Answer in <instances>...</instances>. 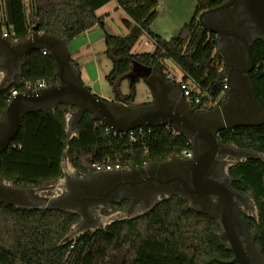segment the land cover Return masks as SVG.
Listing matches in <instances>:
<instances>
[{
	"label": "trees",
	"instance_id": "1",
	"mask_svg": "<svg viewBox=\"0 0 264 264\" xmlns=\"http://www.w3.org/2000/svg\"><path fill=\"white\" fill-rule=\"evenodd\" d=\"M114 1L129 21H124V36L105 35L104 42L112 69L110 84L130 71L131 63L160 67L170 60L201 89L220 74L212 67L216 59L215 40L204 31L197 15L224 0H195L194 16L174 39L163 40L150 31L156 18L157 0H0V28L11 29L12 39L23 40L38 25L39 31L71 41L96 25L103 17L95 12ZM152 40V53L131 54L138 39ZM258 68L250 74L256 99L264 109V40L251 45V56ZM43 52V51H42ZM27 54L20 75L21 83L9 91L25 90V85L55 84L53 59L46 53ZM112 53V54H111ZM137 82V80L135 81ZM9 91L0 94V114L6 107ZM133 101V95L125 99ZM63 105L53 112L30 111L23 115L9 146L0 152V176L23 189L41 188L61 176L66 152L82 172L106 162L140 167L161 163L189 149L187 138L171 125L146 126L135 139L107 136L103 126L84 112L77 123V136L67 142ZM199 109L202 103L197 106ZM223 141L239 148L264 153V125L252 130L219 133ZM234 185L253 196L259 216L257 244L264 256V163L248 159L231 169ZM69 221L58 210H21L0 203V264H230L231 252L217 240V226L207 215L187 209L176 196L158 202L146 214L111 223L104 230L85 232L73 241L63 242Z\"/></svg>",
	"mask_w": 264,
	"mask_h": 264
},
{
	"label": "flooded vegetation",
	"instance_id": "2",
	"mask_svg": "<svg viewBox=\"0 0 264 264\" xmlns=\"http://www.w3.org/2000/svg\"><path fill=\"white\" fill-rule=\"evenodd\" d=\"M224 4L227 5L219 8ZM202 13L203 27H200L215 40L219 74L225 89L206 110L189 107L202 114L195 119L201 128H208L210 133L219 129L212 133L214 142L191 134L186 137L190 157L170 158L159 166L146 163L132 167L128 173L124 170L86 173L77 169L68 158L71 170L62 164L61 176L52 181L58 182L56 191H51L48 198H36L40 188L32 189L34 193L31 192L30 198L33 202L48 201L53 210L64 213L72 226L68 227L70 234L79 236L104 230L120 214H146L161 200L176 196L187 209L207 215L215 222L218 242L231 252L230 264H239L231 250V235L248 264H264V256L257 244L259 216L255 200L250 192L237 189L231 176V169L248 159L264 163V153L239 148L219 136L222 131L235 134L264 125V109L256 99L255 87L250 80V74L253 76L258 68L253 50L251 56V45L264 38L254 21L247 17L242 0H224L200 12L197 21ZM170 98L180 103L181 93L177 87L170 93ZM152 101L151 92V101L142 106L150 105ZM66 107L71 112L73 109L70 121L73 127L78 107ZM248 121H252V127L239 125ZM201 157L204 158L202 168L194 167ZM219 188L221 196L204 194L212 190H216L215 193Z\"/></svg>",
	"mask_w": 264,
	"mask_h": 264
},
{
	"label": "water",
	"instance_id": "3",
	"mask_svg": "<svg viewBox=\"0 0 264 264\" xmlns=\"http://www.w3.org/2000/svg\"><path fill=\"white\" fill-rule=\"evenodd\" d=\"M242 3L247 17L251 22L252 20L254 21L264 38V0H242ZM226 5L224 4L219 8ZM203 14L198 16V23L201 27H203L201 23V16ZM66 41L65 38H58L44 32H39L38 25L32 28L30 35H27L23 40L17 41V43L0 37V55L8 58V62L23 61L28 53L45 49L54 61L55 75L57 77L55 84L40 90H28L17 93L10 99L0 114V152L6 149L13 140L25 113L57 103L70 106L77 105V118L74 126L77 125L83 113L88 112L92 119L100 121L111 132L126 133L140 127L171 125L174 131L184 137L194 134L202 140L214 142L212 133H216L219 129H214L210 133L208 128H201L195 119L202 114H198L190 108L182 96L180 103L171 100L170 93L173 89H176V86L174 83L164 80L160 67L151 68L137 62H132L131 72L126 75L131 84L138 78L145 79L153 96V101L150 105L127 107L121 103H109L99 99L83 86L79 75L68 61L65 49ZM153 73L156 74L153 75ZM250 89L252 94L251 86ZM258 109H261L259 105ZM239 125L252 127V121L243 122ZM201 158L199 164L197 163L194 167L202 168L204 158ZM154 165L159 166L162 164L155 163ZM131 169L124 170V172L128 173ZM214 187L216 188V186ZM214 191L216 190L204 192V194L222 195L220 188L217 191L218 193H214ZM31 192H33L32 189L15 187L12 182H7L0 176L1 204L13 206L21 210L53 209L49 206L48 201L33 202L30 198ZM135 217L137 216L120 214L115 216L114 220L120 221ZM65 242H68V240ZM230 242L236 261L239 264H248L232 235Z\"/></svg>",
	"mask_w": 264,
	"mask_h": 264
},
{
	"label": "rangeland",
	"instance_id": "4",
	"mask_svg": "<svg viewBox=\"0 0 264 264\" xmlns=\"http://www.w3.org/2000/svg\"><path fill=\"white\" fill-rule=\"evenodd\" d=\"M175 4L178 7L176 6L172 10L168 11L167 7L165 6L166 0H157L156 12L157 16L160 19V28H162L163 32H165L168 39H174L179 34L178 31L180 29H178V23L174 22L173 25L174 19H177L179 15L180 17H182L181 20H187L190 14V3L188 4V2L182 0L180 3L175 2ZM115 7L116 4L114 1H112L105 4L104 7L96 10L95 14L98 17H103L102 27L96 25L88 32L72 39L67 46V52L69 54L70 60L76 64L75 66L79 74L82 76L81 80L83 85L86 88H88L87 85H91V91L89 88L88 89L92 94H94L98 98L100 96L101 98H104L106 100L109 99L111 101H115L118 94L116 93V91L118 90L122 97L133 95V107L142 106L143 104L149 103L151 101V93L147 85L142 80H138L137 82L132 84L130 81L128 82L126 80H122L119 84V87L117 88L114 83L110 84L107 80V76L112 69V61L107 55L108 51L104 42L105 35L107 34L110 36H122L121 32L123 31V28H125L123 22L129 21L122 11L118 10V12H116ZM191 16L193 17V15ZM144 42H147L148 44L144 45ZM133 50L135 53H152L153 45L151 44L150 39L143 35L138 39ZM162 65L165 67V70L173 76V83L178 82L182 78V72L170 60L162 61ZM212 67H214L217 71H220V61L217 58L214 60ZM68 141L70 140L67 139V142ZM68 158L69 157L65 152L62 162L63 165L71 170L70 160H68ZM57 183L58 182H51L43 185L38 190L36 198L50 197V192L56 191ZM69 227L72 226L70 225ZM76 237L77 235L70 234L69 228L67 230L65 238L63 239V242L67 240L68 242L73 241Z\"/></svg>",
	"mask_w": 264,
	"mask_h": 264
},
{
	"label": "crops",
	"instance_id": "5",
	"mask_svg": "<svg viewBox=\"0 0 264 264\" xmlns=\"http://www.w3.org/2000/svg\"><path fill=\"white\" fill-rule=\"evenodd\" d=\"M175 0H166V7H167V10L169 11V10H172L173 8H175L177 5L175 4V2L176 3H180L182 0H176L175 2H174ZM183 1H185V2H188V4L190 3V14H189V16H188V18H187V20H181L182 19V17H180L179 15H178V17H177V19L175 18L174 19V21H173V25H174V22H176V23H178V29H180L179 31H178V33H180V31H181V29L186 25V24H188L189 23V21L192 19V16L191 15H193L194 16V13H193V9H194V12H195V7H196V1H195V7H194V0H183ZM110 2H112V1H110ZM116 4V3H115ZM105 6V5H104ZM104 6H102V7H104ZM101 7V8H102ZM178 7V6H177ZM194 7V8H193ZM118 10H120V9H118V7H117V5H116V7H115V11L116 12H118ZM121 11V10H120ZM124 14V13H123ZM97 16V15H96ZM98 17V16H97ZM190 17H191V19H190ZM190 19V20H189ZM189 20V21H188ZM186 21V22H185ZM164 29V28H163ZM6 29L5 28H0V37L2 38V36H1V34L5 31ZM91 30V29H90ZM89 31V30H88ZM88 31H86V32H88ZM150 31H151V33H153L154 35H156V36H159L160 38H162L163 40H166V41H168V40H170V39H168L167 38V36H166V34H165V32H163V30H162V28H160V19H159V17L156 15V18L154 19V21L152 22V24L150 25ZM39 32H42V31H39ZM85 32V33H86ZM122 33V36H124L126 33H127V30L125 29V28H123V31L121 32ZM31 34V33H30ZM29 34V35H30ZM3 39H5V40H8V41H11V42H13V43H17V41H20V40H17V39H12L11 38V36H9V37H7V38H3ZM71 41H66V43H65V49H66V53H67V56H68V61H69V63H70V65L75 69V71L77 72V74L79 75V79H80V81H81V83H82V76L79 74V72H78V70H77V68H76V64L75 63H73L71 60H70V58H69V54H68V52H67V46H68V44L70 43ZM150 42H151V40H150ZM151 44H152V42H151ZM144 45H145V42H144ZM153 45V44H152ZM135 46V45H134ZM134 48V47H133ZM133 48H132V50H131V54H142V53H135L134 52V50H133ZM39 51H44V52H46V50L45 49H41V50H39ZM47 53V52H46ZM48 54V53H47ZM25 61H26V57L23 59V61H20V62H15V63H13V62H8V58H5V57H3V56H1L0 55V94H2L4 91H9V89L11 88V87H13V86H15L16 84H19V83H21V81H20V75H21V72H22V70H23V68H24V64H25ZM131 69H132V63H131V67H130V71H129V73L131 72ZM129 73H127V74H129ZM126 74V75H127ZM126 75L125 76H123V77H120V78H118V80H117V82L115 81L114 82V85H116V88L117 87H119V84L121 83V81L122 80H126V81H128L129 82V80L126 78ZM163 75V74H162ZM164 78V77H163ZM138 80H142L146 85H147V83H146V81H145V79L144 78H138L137 79V81ZM165 80V79H164ZM165 81H167V80H165ZM167 82H170V81H167ZM135 83V82H134ZM173 83V82H172ZM83 84V83H82ZM84 86V85H83ZM85 87V86H84ZM87 87L90 89V91H91V85L89 84V85H87ZM147 87H148V89H149V91H150V93H151V89H150V87L147 85ZM87 88V89H88ZM88 89V90H89ZM10 92V91H9ZM19 93H21V92H19ZM116 93H118L117 94V99L114 101V100H106V99H104V98H101L100 96H99V98H101V99H103V100H105V101H107V102H109V103H121V104H124L125 106H127V107H133L132 105V102H128V101H126L125 99L126 98H128V97H130L129 95L128 96H126V97H122L121 96V94L118 92V90L116 91ZM94 95V94H93ZM97 95V94H96ZM99 95V94H98ZM97 97V96H96ZM111 101V102H110ZM58 105H63L64 107L62 108V110H61V112H62V114H63V117H64V128H65V133H66V140L68 139V140H71L72 138H75L76 136H77V125L76 126H73V127H71L70 126V118H71V115H72V112H73V110H72V112L70 111V110H67V107H66V105H64V104H60V103H57V104H52V105H48V106H46L45 108H41V109H38V110H42V111H44V112H53L54 111V109H55V107L56 106H58ZM63 161V160H62ZM62 164H63V162H62Z\"/></svg>",
	"mask_w": 264,
	"mask_h": 264
},
{
	"label": "built area",
	"instance_id": "6",
	"mask_svg": "<svg viewBox=\"0 0 264 264\" xmlns=\"http://www.w3.org/2000/svg\"><path fill=\"white\" fill-rule=\"evenodd\" d=\"M11 35H12L11 29L5 30L1 34L2 38H7ZM151 42H152V44L154 43L152 40H151ZM147 44L148 43L145 42V45H147ZM42 54L45 55L46 52L43 51ZM162 73H163V77L165 80L173 82L172 81L173 76L165 70L164 66L162 68ZM217 73L219 74V71H217ZM174 84L176 85L177 89L180 91L181 96L183 97L185 103L188 106H198L202 103V107L200 108L202 110H206L210 105H212L216 101L219 92L223 91L225 89L224 83L219 80L218 76L205 89H201V87L199 86V83H197L191 79L183 80L181 78L178 82H176ZM45 87H47V86L44 84V82L38 81L34 84L25 85V90L23 92L28 91V90H40V89H43ZM16 94H17V92L15 90H11L10 95L6 99V103H8L10 101V99L13 96H15ZM101 125L103 126V132L105 135L114 136V137H117L118 139H122V138L127 136L133 140V139H135L136 136H140L141 134H143V129H144V127H140V128H136L134 130L128 131L126 133H116V132H111L110 129L107 128L106 126H104L100 121L96 120L94 123L95 127H98ZM186 145L189 147L188 140H187ZM177 157H182V158L190 157V148L184 150L181 153V155L177 156ZM131 168L132 167L130 165L122 166L118 162H115V163L106 162L104 164L95 165L94 166V172H110V171H115V170H130Z\"/></svg>",
	"mask_w": 264,
	"mask_h": 264
}]
</instances>
